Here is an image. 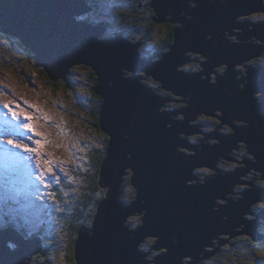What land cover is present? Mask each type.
Instances as JSON below:
<instances>
[{"label":"water","instance_id":"95a60500","mask_svg":"<svg viewBox=\"0 0 264 264\" xmlns=\"http://www.w3.org/2000/svg\"><path fill=\"white\" fill-rule=\"evenodd\" d=\"M190 1L195 2V7L189 4ZM151 5L157 15L175 18L174 14H177L175 19L181 22V26L184 25L176 28V42L171 50L156 61L141 56V44L133 47L130 43L99 39L103 36L102 30L94 26L92 7L86 0H0V30L19 38L31 48L36 62L52 80H66V73L74 64L88 65L98 76L97 93L104 98L100 122L111 137L101 170L102 185L108 186L109 190L97 207L92 229L82 226L79 230L75 245L77 264L154 262L155 259H145L150 251L138 250L146 236L159 238L153 247L155 250L167 248L164 254L170 250L167 264H182L181 259L190 255L194 257V264L199 262V254L212 242L213 236L229 234L240 224L245 225L244 233L256 240L261 239L257 229L260 224L258 219L245 220L243 216L253 203L264 200V190L252 185L253 181H239L238 177L249 172V166L264 175V164L258 162L264 161V102L257 103L254 98L255 93H264V68L240 90V94L233 93L232 87V94L228 93L229 86L225 82L228 80L231 84V74L216 78L217 86L226 89V94L216 92L215 84L210 88L206 76H213L226 63L231 66L230 69L234 68L228 46L233 43L225 39L226 35L222 36L220 31L225 30L232 36V29L242 30L241 34L234 32L237 40H242L241 36L243 39L255 37L262 41L256 45L260 50L258 55L264 54V22L254 27L252 22L238 21L242 15L264 11V1L153 0ZM182 13L189 19L180 18ZM163 18L167 19L166 16ZM248 26H253V29H248ZM254 29H257V34H253ZM207 31H213L209 40ZM192 44L216 47L214 55H211L213 60L219 61L218 55H223L218 65H205V70L201 72L206 74L203 76L206 79V98H212L217 109L225 113V121L232 122V117L242 115L244 118L236 117L235 120L248 123L233 125L231 135H222L220 142L216 141L210 147L199 146L201 152L177 134H197L194 127L186 126V122L199 115L212 116V113L205 112L212 109L202 104L204 95L199 88L203 91V86L197 87L192 83L185 86L188 80L181 73L178 90L182 95H179L181 102H187L186 106L183 111L161 114L157 109L159 104L165 103L164 100L157 99L145 85L138 87L137 78L128 80L123 75V71L144 72L174 93L177 87L174 78L180 73L177 68H186V64L175 61L178 57L174 56V52L180 56L186 54ZM129 45L133 47L130 48L132 51ZM252 49V46L240 45L238 55L243 58L242 62L248 60L247 52ZM242 62L238 63L241 65ZM214 68L216 72L210 73ZM171 114H184V120L171 123ZM220 121L225 123L221 118ZM166 125H169L170 131ZM216 139V136L209 135L205 142ZM240 141L248 144L247 152L256 156V163L245 161L246 157L237 161L224 155ZM174 148L194 150L195 156L174 152ZM220 158L247 165L220 176V169L215 167ZM203 166L216 169L219 175L205 179V185H185L186 181L200 179L191 171ZM127 171H130L138 192L134 206L125 202L123 175ZM235 184L251 186L246 193H239L242 199L238 201L225 198L226 194H236L233 192ZM215 199L227 200L228 203L218 204L217 210L214 208ZM136 212L139 215L145 213L141 218L143 225L129 230L125 225L126 217ZM173 237L178 239L182 248L174 253L171 251ZM158 244L162 247L158 248ZM41 249L40 237L28 239L11 227L0 230V264H28L31 256Z\"/></svg>","mask_w":264,"mask_h":264},{"label":"rangeland","instance_id":"374dc122","mask_svg":"<svg viewBox=\"0 0 264 264\" xmlns=\"http://www.w3.org/2000/svg\"><path fill=\"white\" fill-rule=\"evenodd\" d=\"M89 1L93 3L98 2L97 8L94 7L91 13L93 21L99 20L106 25L105 33L101 39L111 43H130L134 45L133 47L141 44L139 51H141L142 47L148 50L150 57L159 59L155 53L160 51V37L163 34L165 35V33L164 27H157L158 25H156L153 28L151 24L153 13L151 15V10L147 5L151 0ZM192 5L195 7V3H192ZM118 12H124L121 19H118ZM154 16L157 18L166 16L167 23L170 26H174V24L181 26V22L179 21L176 23L170 21L169 18H173L170 15L154 14ZM180 17L184 18V14H180ZM187 18L189 19V17ZM238 21L252 22L253 24L262 23L264 22V11L240 17ZM96 29L101 30L98 27ZM248 29L252 30L253 26H248ZM234 31L242 33L240 29H234ZM151 32L154 33L153 36L149 35ZM220 34L222 36L228 35V38L238 41L236 43L243 42V40H237V35L235 34L231 36L226 31H224V34L220 31ZM207 37L209 39L212 38L209 35ZM250 37L251 39L254 38L253 36ZM245 41L247 42V39ZM133 47L129 45V50L132 51L130 48ZM196 56L198 55L196 54ZM198 57L204 59L201 56ZM259 57L261 58V56ZM250 61L251 59L247 63H250ZM260 61H264V59ZM75 67H79L84 72L80 74L76 71ZM92 71L95 73L93 68L85 64L70 66L68 72L72 73L70 77L72 80L71 87H65L63 82L66 81L68 85V72L66 73V80L63 78L50 80V77L47 78L46 76L48 73L36 62L35 52L25 46L17 37L0 30V79L1 77L3 78L0 81H6L7 84L4 85L8 88V91H5L3 87L1 89L4 91L0 89V205L4 206L3 209L8 210L9 197H12L14 198V203L11 204V207L16 209L12 212L8 210V215H6L0 206V230L14 226L22 232L25 231L27 234L28 232L39 231L38 236L43 240L42 249L31 256L28 264H70L67 252L68 248L71 247L73 239L71 237L73 225L69 223L72 221L70 220L71 216L74 214L76 223L84 224L83 226L87 229H92L97 207L104 200L106 192L109 190L108 186L96 190L95 193L90 190V175L96 170L94 156H92L93 152L94 150L105 148V140L103 138L105 134L91 121L93 118L95 119V116L100 114L99 111L101 112L103 104L101 99L103 96L99 93V96H96V93L94 94L93 89L90 87L94 84V81L90 78ZM236 71L239 72L238 77L240 79L246 77L247 81V74L245 73L247 68L245 66L236 64ZM129 72L123 71L126 79L137 78L138 87L143 84L145 88L147 87L154 93L157 99L164 100L165 103L159 104L158 112L165 114L177 112L181 109L184 110L187 102H179L178 100L181 99V96L164 89L163 84H160L159 87V82L144 72H135L138 73L135 74L131 71L132 75H128ZM177 72L192 73L196 72V70L190 69L189 64H186V68H177ZM217 72L211 77L212 81L215 78V83L216 78H224V75H226L224 72L222 73L223 75H218ZM84 83H87L86 87ZM110 83L112 84V82ZM223 90L227 91L226 89ZM255 96L260 100L257 93H255ZM167 99H170V101H167ZM5 104L10 105L21 116L24 112L31 114L33 117L31 123L34 124L37 131L42 135L37 137L30 131H27L23 125L28 123V121L23 118H14L11 110L3 107ZM45 116L48 117L47 120H45ZM181 120H184V114H171V123H181ZM236 123H238L237 120ZM186 125L188 127L193 125L196 127H194L196 130L200 128L201 131L196 132L197 134L177 135L190 145H195L196 149L200 152L199 146L210 147L218 141L216 139L205 142L210 133L217 130L219 132H228V127H230L228 124L220 121L219 111L217 110L212 116L199 115L186 122ZM166 128L169 130V125H166ZM103 131L105 130L103 129ZM36 139L46 141L38 153L26 152L23 148L7 143L8 140H13L16 144H28L30 147H36L34 143ZM239 145L240 148L224 153V155H229L237 161H243V157L256 158L247 152V145L243 141H240ZM174 152L195 156L194 150L174 148ZM48 160H51V167L53 169L51 174L46 172L49 165L45 162ZM253 160L255 161L254 163L257 162L256 159ZM25 161H28V163H25ZM258 162L264 164L262 160H258ZM227 163H235L236 166ZM215 166L220 169V176L235 172L238 168H246L244 163L224 158H220ZM204 169H208V171H199ZM249 172H244L245 175L243 176L239 175V181H253V185L257 189H260L258 187L261 186V189L264 190V179H262L264 175L254 169H249ZM192 175L200 179L186 181L185 185H205V179H210L213 175H219V173L216 169L203 166L194 168ZM53 177H62L63 179H53ZM123 181L126 205L134 206L135 194H138V192L132 183L134 181L129 171L124 173ZM248 189H251V186L248 184H235L233 192H236V194H226L225 198H232L233 201H238L242 199V195L239 193H243ZM53 194H55L54 198ZM82 200L88 201V203L84 205ZM97 200H101L98 205ZM227 203V200L215 199L216 205L214 208L218 210V204L225 205ZM261 205H264V200L253 203L245 212L243 218L247 220L253 212H256L257 214L254 218L249 220L258 219L260 223L259 228L264 230V209L260 207ZM81 210L83 211V215L76 218L81 213ZM144 215L145 213L139 215L138 212L134 215H128L125 225L129 230L139 229V226L143 225L141 218ZM134 218L137 219L134 220ZM129 222H132L131 227L129 226ZM244 231L245 225L240 224L234 227L229 234H217L211 238L212 242L208 246H205L202 252L206 253L209 250L218 249L226 240L238 238L246 234ZM17 232L19 233L18 230ZM261 233L259 231V234ZM148 238L159 239L156 236H146L139 244V251H150L145 259L154 260L156 255L167 251V248L159 250H155L154 248L148 251L141 249V244ZM221 239L225 241L221 242ZM173 240L178 241L177 238H173ZM151 255L154 257H151ZM204 259L195 264H202ZM186 260H189L188 257H183L181 259L182 264H187L188 261ZM250 260L246 264H261V262H264V257L260 254L252 255L250 256ZM190 261L193 262L194 258ZM139 264L155 263L141 262Z\"/></svg>","mask_w":264,"mask_h":264},{"label":"flooded vegetation","instance_id":"af4514ba","mask_svg":"<svg viewBox=\"0 0 264 264\" xmlns=\"http://www.w3.org/2000/svg\"><path fill=\"white\" fill-rule=\"evenodd\" d=\"M149 3V2H148ZM147 3V4H148ZM184 13H182V15H183ZM174 16H175V18H177V14H174ZM185 18H187V17H184V19ZM183 19V20H184ZM245 21H247L246 19H245ZM174 23H176V22H174ZM184 24V23H183ZM169 25V24H168ZM254 25V27H255V23L253 24ZM179 27H184V25L183 26H180V25H175L174 24V29H175V32H176V28H179ZM247 27V26H246ZM233 30V29H232ZM225 30H223V32H224ZM208 32V34H209V36H212L211 35V33H213V31H207ZM238 33L237 31H233V34H235V33ZM257 34V29H254L253 30V34ZM240 34V33H239ZM208 36V35H207ZM228 35H226L224 38L225 39H227V40H229L231 43H233V45H228L229 47H230V50H229V52H230V54H231V60H232V63L234 64V68H232V69H230L231 68V66L229 65V64H225V65H223L222 67H221V69H219L220 71L219 72H217L218 73V75H221L223 72H224V74H231V84H230V81H226L225 82V85L226 86H229V90H228V93L229 94H232L231 93V91H230V88L232 87L233 88V90H234V92L233 93H237V94H240V90L241 89H243V88H245V85L246 84H249L251 81H252V79H254L255 78V76H257V75H259L260 74V71H262V69L264 68V61H260V60H263L264 59V54H262V55H258L259 53H260V50H258L257 48H256V45H258L259 43H262V41L261 42H259V40H257L256 38H253V39H249V40H247V42L246 41H244V40H246V39H243L242 38V36L240 37L242 40H243V42L242 43H236V42H238V41H236L235 39H231V38H228L227 37ZM248 36H250V35H248ZM207 39L209 40V38L207 37ZM224 39V40H225ZM249 42V43H248ZM255 42H257V43H255ZM230 44V43H229ZM240 45H246V46H252L253 47V49L251 50V51H249V52H247V58L249 59V58H251L254 54H257V57H254V58H252L251 59V61H250V63H247V62H245V63H242L241 64V66H249L247 69V81H246V77H243V78H241L240 79V77H238V71H236V64H240V63H238V62H242V60H243V58L242 57H240L239 55H238V51H239V47H240ZM194 46V47H193ZM221 46H223V45H221ZM228 46H226V48H228ZM188 47H192L191 48V50L190 51H188L186 54H183V55H179L178 53H175L174 52V56H177L178 57V59L177 60H175V61H177V63L178 64H181V63H184V64H189V67H190V69H195L196 70V72H192V73H182V72H180V73H178L176 76H175V78H174V83L177 85V87L176 88H174V94L175 95H181L180 93H179V90H178V83H179V75H181V73H182V76H184L187 80H188V82L186 83V85L185 86H188L190 83H192V84H194V86L195 85H197V87H198V85H201V86H203L204 87V90L202 91L200 88H199V91L200 92H202L203 93V95L204 96H202V104L203 105H205V106H207V108L208 109H212V110H206L205 112L206 113H208V114H210V113H212V114H215V111L217 110V111H221V110H219V109H217V104L214 102V101H212V98H210L209 100L206 98V94H204L205 93V86H204V82H205V80L207 79L208 80V82H207V84L209 85V87L211 88L212 87V85H214L215 84V91L216 92H220V93H224V94H226L227 93V91H225V90H223L221 87H219V86H217V84L215 83V82H213L212 80H211V77H212V75H208L207 74V78L206 79H204L203 78V76L205 75L206 76V74H205V72L204 73H201V74H199L200 72H202V70L204 71L205 70V65H208V67L210 66V64L212 63L213 64V66H216V65H218L219 63H220V60L221 59H223V55L222 54H220V55H218V57H219V61L218 60H213V58H212V56L211 55H214V52H215V50H217L216 49V47H215V49H213V48H210V47H203V46H200V45H194V44H192V45H189ZM224 48V47H223ZM159 53H161L160 51H159ZM164 53V52H163ZM196 54L198 55V56H201V57H203L204 59H200L198 56H196ZM184 56V57H183ZM211 56V57H210ZM259 56H261V58L259 57ZM206 58H209L210 60H208L207 61V59ZM247 60V59H246ZM207 61V62H206ZM195 62H197V63H195ZM226 68H227V71H226ZM225 69V70H224ZM215 70V71H214ZM216 70L217 69H213V70H210V73L213 71V73L214 72H216ZM199 72V73H198ZM249 72V73H248ZM200 75V78L199 79H197L198 78V76ZM223 75V74H222ZM215 77V76H214ZM243 81V87L241 86V82ZM158 86L160 87V84H158ZM184 93V92H183ZM258 95L260 94V93H257ZM182 96V95H181ZM254 98L256 99V102L257 103H260V100H258V97L257 96H255V94H254ZM215 100V99H214ZM179 102H181V99L180 100H178ZM182 103H185V102H182ZM201 104V105H202ZM213 109H216L215 111L213 110ZM178 111H181V110H178ZM222 112V111H221ZM225 115V113L224 112H222V115L221 116H219L225 123H228V124H230L229 126L230 127H228V132H218V130L215 132V133H212V134H210L211 136H216L217 137V139H218V141L220 142V137L222 136V135H231L233 132H234V129H233V125H238L239 124V122L236 124V120H235V118L236 117H238V118H241V117H243L242 115H239V116H234V117H232L231 119H232V122H230V121H225L224 119H223V116ZM244 118V117H243ZM238 121V120H237ZM179 122V121H178ZM248 123L247 122H245V124H243V125H247ZM183 125H185V122L183 123ZM243 125H238V126H243ZM196 128V127H195ZM229 129H231L232 131H229ZM199 130L201 131V129L199 128ZM244 143L247 145L246 146V149L249 151V149H248V144L244 141ZM208 144H210V143H208ZM240 142L239 143H237L236 144V146H235V148L234 149H238V148H240ZM210 146V145H209ZM194 147H196V146H194ZM234 149H232V150H230V151H228V152H231V151H233ZM242 156V155H241ZM255 156V155H254ZM248 157V156H247ZM256 157V156H255ZM253 159H256V158H254V157H248V158H245V161L246 160H248V161H250V162H252V163H254L255 161L253 160ZM227 164H233V165H235L236 166V164L235 163H227ZM247 165V164H246ZM249 166V165H248ZM253 166H249V168L251 169ZM238 170H241V169H238ZM199 171H203V170H199ZM225 172V171H224ZM253 185V184H252ZM258 188H260L261 189V186H259ZM249 191V190H248ZM247 191H244V193H246ZM243 193V194H244ZM253 217H249V219H253L254 218V215H256V212H253ZM84 225V224H83ZM174 238V237H173ZM225 240H221V242H224ZM156 243H157V240L156 239H150V238H148V239H146L142 244H141V246H140V248L141 249H143V250H146V251H148V250H153L154 248V245H156ZM149 244H151V245H149ZM157 247L159 248L160 247V245L158 244L157 245ZM182 248L178 245V242L177 241H174V240H172V249H171V251L174 253V252H178L179 250H181ZM218 250H220V248H218V249H215V250H209L208 252H206V253H203V258H205L204 260H203V262H202V264H220L219 262L220 261H218V262H216V261H213L212 260V258L214 257V255H215V253H216V251H218ZM162 252V251H161ZM153 253H156V252H153ZM151 257H154L153 255H151ZM156 258H155V261H154V263L155 264H167L166 263V261L168 260V259H170V250L168 251V253L167 254H164L163 252L161 253V254H159L158 256H155ZM187 257H191V258H194L193 256H187ZM201 257V256H200ZM157 258H158V260H157ZM186 261H188L189 262V260H186ZM202 261V260H201ZM191 264H194V262H191Z\"/></svg>","mask_w":264,"mask_h":264},{"label":"trees","instance_id":"16d2710c","mask_svg":"<svg viewBox=\"0 0 264 264\" xmlns=\"http://www.w3.org/2000/svg\"><path fill=\"white\" fill-rule=\"evenodd\" d=\"M152 1L153 0H151L147 4L148 8L151 10V15L153 13L152 23L151 24H152L153 28L156 25H160L161 27H164V33H165V35L162 33L163 35H161L160 41H159L160 52L161 53H159V52L155 53L156 57L161 59V58H163V52L166 53V52L170 51L171 47L176 42V32H175L174 26L168 25L167 19L157 18V17L154 16V14H156V11L151 5ZM86 2H87V4L90 7L97 8V3L98 2L97 3L96 2L92 3L89 0H86ZM192 3H195V2L190 1L189 4H191V6H194V5H192ZM117 14H118V17H121V16H123L124 12H118ZM149 35L153 36L154 33L151 32V33H149ZM140 53H141V56L143 58L147 59V60L154 59V58H152V56L150 57V55L148 54V50L147 49H144V48L141 47ZM75 69L80 74L84 72L79 67H75ZM77 69H79V70H77ZM91 74L92 75H91L90 78L94 81V84H93V86H90V87L93 89V93L94 94L96 93L95 95L99 96L98 93H97V87H96V84L99 83L98 82V76L95 75V73L93 71H92ZM46 76H47V78L50 77L48 74H46ZM71 76L72 75H70V77ZM70 77L67 78L68 85H67L66 81L63 82V85L65 87H68V86L71 87L72 80L70 79ZM49 79L52 80L51 77ZM84 84H85V87H86L87 83H84ZM158 84H161V83H158ZM101 99H102V102L104 104V98L101 97ZM99 113H100V111H99ZM91 121L93 123H95L100 128L101 132H103L105 134L104 137H103L104 140H105V148L94 150L93 155H92V156H94L93 158H94V161H95V169L96 170L93 171V173L90 175L91 176V179H90V182H91L90 183V190L93 193H95L96 190H100V188H103L101 170H102V166H103V164L105 162V159H106V156H107V152H108V149H109V146H110V142H111V137H110L109 134H107L102 129L101 122H100V114L98 116H95V119L93 118ZM100 201L97 200V205L99 204ZM85 203H88V201H83L84 205H85ZM2 209H3V207H2ZM74 211L76 212L75 209H74ZM80 212L81 213L78 214L76 216V218H79V217H81L83 215V213H82L83 211L81 210ZM251 217H253V215H251ZM70 220H72V221H70L69 223H72V225H73V228H71V231H72V236L71 237H73V239L71 241V247L68 248L67 254L69 256L68 259L70 261V264H77L76 247H75V245H76V242H77L79 230L82 228L83 224L76 223V219H75L74 214L71 216ZM93 222H94V220H93ZM69 223H67V224H69ZM141 223H143V222L141 221ZM258 230L262 232L261 233V239L256 240L255 237L250 235V234H244L243 236L238 237V238H230V239L226 240V242L220 247V250L216 251V253H215L214 257L212 258V260L216 261V262L220 261L219 262L220 264H246L247 262L251 261L250 260V256L257 255V254L261 255V253H264V230H262L260 228H258ZM38 232L39 231H37L36 233L38 234ZM37 234H34V235H37ZM262 256L264 257V255H262Z\"/></svg>","mask_w":264,"mask_h":264},{"label":"snow or ice","instance_id":"6c2138e0","mask_svg":"<svg viewBox=\"0 0 264 264\" xmlns=\"http://www.w3.org/2000/svg\"><path fill=\"white\" fill-rule=\"evenodd\" d=\"M94 26L100 28V29L102 30V31H101V34H102V35L104 34V31L106 30V25H104L102 21H99V20L95 21V22H94ZM157 27H161V26L158 25ZM77 70H79V69H77ZM128 75H132V73L129 72ZM214 80H215V78H213V82H214ZM241 86L243 87V81L241 82ZM5 91H7V90L5 89ZM259 98H260V102H264V93H260V94H259ZM3 107H4V108H9V109L11 110V112H12V116H13L14 118H16V119H20V113H18V112L15 111L14 109H12L10 105L5 104V105H3ZM23 119L26 120V121H28V123H25V124L23 125L25 129H27L28 131H30L32 134H34V135L37 136V137H39L40 135H42L41 133H39V132L37 131V129H36V127L34 126V124L31 123V121H32V119H33V117H32L31 114H29L28 112H24V113H23ZM47 119H48V117L45 116V120H47ZM229 131H231V129H229ZM7 143L10 144V145H15L16 147L23 148L26 152H30V153H38V152L43 148V146L45 145L46 141L41 140V139H36V140L34 141L36 147H30L28 144H22V145H20V144H16V142L13 141V140H8ZM45 163L49 165V167L46 169V172H47L48 174H51V173L53 172V169H52V167H51V160H48V161H46ZM203 171H204V172H207L208 169H204ZM53 179H63V178H62V177H53ZM54 195H55V194H53V198H54ZM12 203H14V198L9 197V209H8V210H9L10 212L16 210V209H14V208L11 207V204H12ZM260 207H261L262 209H264V205H261ZM61 211H63V210L61 209ZM136 219H137V218H134V220H136ZM129 226H130V227L132 226V222H129ZM261 255H264V253H261ZM188 259L191 260L192 258H191V257H188ZM261 264H264V262H261Z\"/></svg>","mask_w":264,"mask_h":264},{"label":"bare ground","instance_id":"6f19581e","mask_svg":"<svg viewBox=\"0 0 264 264\" xmlns=\"http://www.w3.org/2000/svg\"><path fill=\"white\" fill-rule=\"evenodd\" d=\"M93 3V2H92ZM245 15H242V17H244ZM256 16V15H255ZM170 17V16H169ZM180 18H182V17H180ZM169 20L170 21H174V22H178V20H176L175 18L173 19V18H169ZM239 22H241V21H239ZM243 22V21H242ZM233 31H234V29L233 30H231V33H232V35H233ZM104 33H105V31H104ZM255 38V37H254ZM249 39H251V37H249ZM249 39H247V40H249ZM258 40V39H257ZM259 42H260V40H259ZM254 58V57H253ZM252 59V58H251ZM250 59H248V60H246V61H244V62H242V63H245V62H247V61H249ZM241 63V64H242ZM223 66V65H222ZM221 66V67H222ZM249 67V66H248ZM19 68V67H18ZM131 72V71H130ZM135 73V72H134ZM74 74H76V73H74ZM135 74H138V73H135ZM70 75H72V73H69L67 76L68 77H70ZM67 77V78H68ZM1 79H3L2 77H1ZM0 79V80H1ZM6 79V78H5ZM9 81V80H8ZM4 84H7V82L6 81H0V89L3 87V88H5L7 91H8V88L4 85ZM9 85V84H8ZM163 86V85H162ZM164 87V89H167V90H169L168 88H166L165 86H163ZM2 90V89H1ZM2 91H4V90H2ZM9 91H11L10 89H9ZM22 100V99H21ZM167 101H170V99H167ZM181 111H183L182 109H181ZM20 118L22 119L23 118V115L21 116L20 115ZM188 122V121H187ZM239 122V124L238 125H243V124H245V122H243V121H238ZM237 124V123H236ZM195 125H197V124H195ZM12 126V125H11ZM187 126V125H186ZM191 127H195V126H191ZM22 130H24V129H22ZM28 131V130H27ZM195 131L196 132H199L200 130H196L195 129ZM203 144V143H202ZM193 147L195 146V145H192ZM196 148V147H195ZM216 167V166H215ZM217 168V167H216ZM191 173H192V171H191ZM188 182V181H187ZM241 193V192H240ZM139 213V212H138ZM144 213V212H143ZM143 213H141V214H143ZM130 215H134V214H130ZM160 247H162L161 245H160ZM159 247V248H160ZM161 249V248H160ZM202 253L203 252H201L199 255L201 256V258H200V261L203 259V255H202ZM199 261V262H200Z\"/></svg>","mask_w":264,"mask_h":264},{"label":"clouds","instance_id":"9594fccd","mask_svg":"<svg viewBox=\"0 0 264 264\" xmlns=\"http://www.w3.org/2000/svg\"><path fill=\"white\" fill-rule=\"evenodd\" d=\"M91 13H92V10H91ZM102 38V36H99V39H101ZM101 40H103V39H101ZM155 59V58H154Z\"/></svg>","mask_w":264,"mask_h":264}]
</instances>
